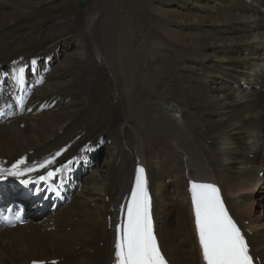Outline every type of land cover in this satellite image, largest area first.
<instances>
[{"label": "bare ground", "instance_id": "obj_1", "mask_svg": "<svg viewBox=\"0 0 264 264\" xmlns=\"http://www.w3.org/2000/svg\"><path fill=\"white\" fill-rule=\"evenodd\" d=\"M100 14L109 16L104 34L94 29ZM121 31L133 35V46L148 40L153 47L127 58ZM90 39L95 44L86 47ZM6 53L7 63L52 57L34 99L58 103L0 125V157L41 160L71 144L70 157L99 136L113 143L81 190L78 180L66 183L59 194L64 203L76 189L70 204L0 231V264L74 255L66 264H105L102 223L122 198L112 192L110 169L123 141L150 165L159 233L173 264H204L186 173L217 182L236 218L254 222L251 244L264 264V0H0V60ZM9 199L0 195V204ZM38 199L37 207L41 193ZM55 204L52 197L46 205Z\"/></svg>", "mask_w": 264, "mask_h": 264}, {"label": "snow or ice", "instance_id": "obj_2", "mask_svg": "<svg viewBox=\"0 0 264 264\" xmlns=\"http://www.w3.org/2000/svg\"><path fill=\"white\" fill-rule=\"evenodd\" d=\"M17 80L23 83V68L19 70ZM50 163L52 161H46L40 167ZM25 164L26 160L22 158L11 168L0 166V179L18 177L34 170L21 168ZM52 175V172L48 173V176ZM192 193L195 224L206 264H254L248 242L229 215L219 189L212 184L193 183ZM114 258L115 264H167L153 230L151 198L143 167L137 169L135 186L126 205V218L116 228Z\"/></svg>", "mask_w": 264, "mask_h": 264}, {"label": "rangeland", "instance_id": "obj_3", "mask_svg": "<svg viewBox=\"0 0 264 264\" xmlns=\"http://www.w3.org/2000/svg\"><path fill=\"white\" fill-rule=\"evenodd\" d=\"M80 2H82V1H78V4H77V6H78V8L79 9H85V7L84 8H81L80 6H79V3ZM83 4H84V2H82ZM155 6L157 7V8H161V6L159 5V4H155ZM124 14V15H123ZM121 15L122 16H125V13L123 12V13H121ZM100 17H98L97 18V20H95L96 22H95V26H94V29H100V30H102L103 31V34H104V31H105V28H106V26H107V21H108V19H109V16H108V14H107V16L105 15V14H100L99 15ZM102 19V20H101ZM98 20H99V22H98ZM96 24H99V25H96ZM121 25H119V26H117V27H120ZM96 27V28H95ZM212 28V27H211ZM210 28V29H211ZM124 30V27H123V29H122V31ZM120 32V34H119V36H118V39H117V43H119V45H120V47L122 48V49H125L126 48V51L128 52V54L129 55H127V53H125V56L127 57V58H130V59H132V57H131V53H132V56H133V59H141V58H143V55H145L144 53L146 52V49L147 48H149V47H153L152 45H153V43L151 44H149V42L150 41H148V40H143L140 44H141V47H140V44H138V45H136V47L135 46H133L134 45V43H133V35L130 33V35H129V38H127V36H125V34H123V32ZM210 31V30H209ZM114 32L115 33H117V30H114ZM212 32V31H211ZM213 33V32H212ZM122 34H123V36H122ZM214 34V33H213ZM112 35V34H111ZM108 36V35H107ZM112 38H113V36H112ZM114 39V38H113ZM127 39H130V40H127ZM146 41H148V42H146ZM92 42V43H91ZM83 43H85V42H83ZM90 43V45L91 44H95L91 39L88 41V40H86V47L88 46V44ZM126 43H128V44H126ZM129 43H130V45H129ZM149 44V45H148ZM125 45V46H124ZM147 45V47H145ZM151 45V46H150ZM132 46H133V48H132ZM138 46V47H137ZM139 47H140V49H139ZM128 49V50H127ZM135 50V51H134ZM139 50V51H138ZM143 53V55L141 54V57L140 58H138L139 56H138V54L139 53H141V52ZM131 52V53H130ZM136 52V53H135ZM135 55V58H134V55ZM130 56V57H129ZM8 59H9V53H6L3 57H2V59L0 60V66L1 67H3V68H7V67H9L10 66V63H7L8 62ZM116 59H117V57H116ZM211 105H213V104H211ZM211 105H210V107H211ZM213 107V106H212ZM211 107V108H212ZM174 197V196H173ZM6 203H7V201H6ZM48 213H49V211H48ZM48 213H46L47 215H48ZM63 243V242H62ZM79 259V255H74V256H71V257H66V258H64V259H62L61 261H63L62 263H64V264H66V263H70V262H73V261H75V259H76V261Z\"/></svg>", "mask_w": 264, "mask_h": 264}]
</instances>
